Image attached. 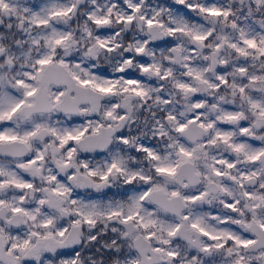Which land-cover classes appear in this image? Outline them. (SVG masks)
Here are the masks:
<instances>
[{"label": "snow or ice", "instance_id": "snow-or-ice-1", "mask_svg": "<svg viewBox=\"0 0 264 264\" xmlns=\"http://www.w3.org/2000/svg\"><path fill=\"white\" fill-rule=\"evenodd\" d=\"M0 264H264V0H0Z\"/></svg>", "mask_w": 264, "mask_h": 264}]
</instances>
